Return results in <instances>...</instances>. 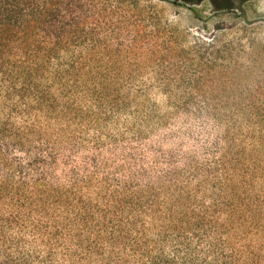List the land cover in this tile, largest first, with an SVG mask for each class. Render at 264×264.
<instances>
[{"label": "trees", "instance_id": "1", "mask_svg": "<svg viewBox=\"0 0 264 264\" xmlns=\"http://www.w3.org/2000/svg\"><path fill=\"white\" fill-rule=\"evenodd\" d=\"M131 10L0 0V264H264V57Z\"/></svg>", "mask_w": 264, "mask_h": 264}, {"label": "rangeland", "instance_id": "2", "mask_svg": "<svg viewBox=\"0 0 264 264\" xmlns=\"http://www.w3.org/2000/svg\"><path fill=\"white\" fill-rule=\"evenodd\" d=\"M95 1L129 6L132 8L129 15L132 16L131 13L135 11V15L144 21L147 17L153 16L179 39H182L181 37L216 38V41H219L218 46L226 42L232 52L240 54L246 52L248 55V51L251 50L254 55L257 52L262 54L260 58L264 57V0L257 1L255 6L261 15L254 14V11L248 7L245 19L231 18L228 15L212 17L207 1L185 4L178 0Z\"/></svg>", "mask_w": 264, "mask_h": 264}]
</instances>
